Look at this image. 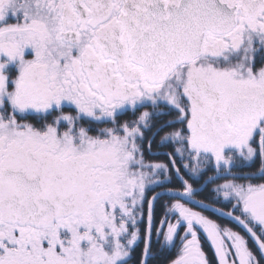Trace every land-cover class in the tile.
<instances>
[{
	"label": "snow or ice",
	"instance_id": "6c2138e0",
	"mask_svg": "<svg viewBox=\"0 0 264 264\" xmlns=\"http://www.w3.org/2000/svg\"><path fill=\"white\" fill-rule=\"evenodd\" d=\"M0 264H264V0H0Z\"/></svg>",
	"mask_w": 264,
	"mask_h": 264
},
{
	"label": "trees",
	"instance_id": "16d2710c",
	"mask_svg": "<svg viewBox=\"0 0 264 264\" xmlns=\"http://www.w3.org/2000/svg\"><path fill=\"white\" fill-rule=\"evenodd\" d=\"M161 260H163V257H161Z\"/></svg>",
	"mask_w": 264,
	"mask_h": 264
}]
</instances>
